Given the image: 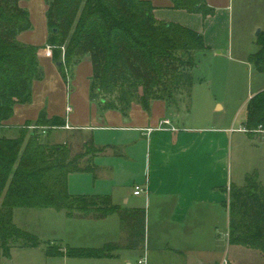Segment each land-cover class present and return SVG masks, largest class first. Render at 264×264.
Returning <instances> with one entry per match:
<instances>
[{"label": "trees", "instance_id": "1", "mask_svg": "<svg viewBox=\"0 0 264 264\" xmlns=\"http://www.w3.org/2000/svg\"><path fill=\"white\" fill-rule=\"evenodd\" d=\"M22 0H0V129L14 114L17 103H30L33 84L45 76L39 63L40 46L26 44L18 35L30 29V12ZM172 8L207 18L216 13L207 0H171ZM150 0H48L47 44L64 80L70 85L75 68L86 57L92 63L89 94L100 112L127 114L133 102L150 111L154 100L169 106L190 97L195 83L197 53L206 51L205 36L189 26L155 16ZM248 62L264 74V31ZM35 123V130L24 129ZM67 120L49 117L42 110L27 121L17 137L0 134V249L6 257L12 248L41 247L48 257H111L122 248L136 249L145 239V210L116 204L108 194H74L68 189L70 173L93 170L102 151L86 142L74 153L67 142L42 138L46 128H64ZM243 127L249 135L264 131V89L249 100ZM229 242L264 255V184L257 170L243 185L228 189ZM53 208L68 217L105 218L118 214L128 231L126 244L102 247L62 246L44 242L14 222L15 208Z\"/></svg>", "mask_w": 264, "mask_h": 264}, {"label": "crops", "instance_id": "2", "mask_svg": "<svg viewBox=\"0 0 264 264\" xmlns=\"http://www.w3.org/2000/svg\"><path fill=\"white\" fill-rule=\"evenodd\" d=\"M150 1L155 6L154 13L158 19L181 23L206 36L204 25L207 20H185L190 18L188 14L195 13L172 8L171 0ZM207 2L216 11L229 7L226 0ZM20 4L30 12L32 27L21 32L18 39L40 46L38 59L45 76L34 82L30 103L14 106V114L4 121L0 134L17 137L20 128L27 121H35L42 110L49 117L59 115L66 118L67 125L58 129L78 132L83 136L80 141L82 146L92 141L102 149L93 159V170L70 173L69 191L74 194H108L116 204L130 209H144L145 239L136 249L122 248L115 256L100 258L48 257L41 247L15 246L9 257L4 256L0 249V264H140L139 259L143 256L146 257V264H191V257H195L194 264H221L228 257L219 260L209 257L219 246L217 237L220 234L203 230L198 235L195 231L200 229L198 218L223 209L228 216L227 237L230 244L229 210L226 205L228 189L232 183L241 185L233 179L232 165L238 160L241 145L246 140L245 137L235 136V133L247 132L236 131L233 125H224L223 122L185 124L180 121L178 112L164 100L152 101L150 111L133 102L126 115L113 109L100 112L89 94L92 75L90 58L86 57L77 65L69 86L53 60L47 44L48 0H22ZM81 79L82 91L78 93ZM262 85L249 96V100L264 89ZM215 106L219 110L225 108L223 101L217 98ZM213 118L215 120V116ZM165 119L170 120V124L160 127ZM64 142L70 144L71 141ZM123 156L131 163L125 170L121 168ZM253 170L258 171V168ZM247 173L249 171H242L244 182ZM131 179H138L140 183L131 185ZM136 186L145 187L148 192L135 194ZM21 209L25 208L14 209L15 221L16 214L23 211ZM37 211H43L38 212L42 213L41 219L31 230L44 242L64 247H102L110 242L124 245L128 241V231L118 214L96 219L90 216L68 217L64 210L53 208ZM16 224L28 226L19 222Z\"/></svg>", "mask_w": 264, "mask_h": 264}, {"label": "rangeland", "instance_id": "3", "mask_svg": "<svg viewBox=\"0 0 264 264\" xmlns=\"http://www.w3.org/2000/svg\"><path fill=\"white\" fill-rule=\"evenodd\" d=\"M226 1L229 3V7L227 9L219 8L208 19L197 13L192 15L185 13L190 16L185 20H207L204 31L209 49L197 53L198 65L194 70L195 83L191 96L183 97L178 104H172L170 107L178 112L180 121L185 124L208 125L223 122L224 125H233L232 127L237 131L243 127L249 96L260 89L262 83V87H264V74L254 70L247 61L248 54L257 50L256 40L264 31V0ZM39 27L42 29V26ZM237 59H243V61L239 62ZM81 76L83 78V73ZM81 91L82 79L77 92ZM215 98L223 101L225 105L223 110H219L218 106H215ZM70 103L73 105L72 102ZM170 112L172 111L170 110ZM25 128L31 131L35 130L36 126L33 123ZM42 130H44L41 132L42 138L50 139L52 142L70 140L69 145L72 147L73 154L83 150L84 146L80 143L83 136L78 135V132L53 129L50 136L45 131L46 128ZM258 132L259 134L253 136L245 132L235 133V136L246 138L245 143L241 145L240 153L237 156L238 160L233 161L232 165L233 179L241 185L244 184L242 171L252 172L255 168H258L259 178L264 184V131ZM129 165L131 163L127 157L123 156L121 168L125 170ZM91 180H93L92 175ZM130 183L131 185L140 183V180L131 179ZM21 210H23L21 213L16 214V221L23 225L27 224L28 228L18 226L32 231L31 229L39 224L41 219L40 214L42 213L38 212L43 211L26 208ZM42 220L44 219L42 218ZM16 221L14 220L15 223H17ZM198 226L199 231H195L198 235H201L203 230L220 234L217 237L219 246L214 248L209 257L219 260L226 256L234 260L235 264H264V255L258 250L228 243V216L225 210L205 213L198 218ZM212 226L214 227L211 230ZM194 260L195 257L190 258L191 264H194Z\"/></svg>", "mask_w": 264, "mask_h": 264}, {"label": "built area", "instance_id": "4", "mask_svg": "<svg viewBox=\"0 0 264 264\" xmlns=\"http://www.w3.org/2000/svg\"><path fill=\"white\" fill-rule=\"evenodd\" d=\"M48 48L51 49V46H48ZM68 110H70V107H68ZM168 124H170V120L165 119V120L161 121L160 127H165V125H168ZM239 130L247 131V129H245L244 127L239 128ZM147 192H148V189L145 188V187H142V186H136V188L134 190L135 194H144V193H147ZM139 263L140 264H146V257L143 256L142 258H140L139 259ZM221 264H235V263L230 261L228 258H224V260L222 261Z\"/></svg>", "mask_w": 264, "mask_h": 264}]
</instances>
